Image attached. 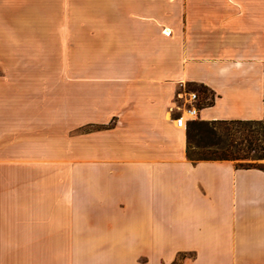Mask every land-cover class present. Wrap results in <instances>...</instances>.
I'll return each instance as SVG.
<instances>
[{
  "label": "crops",
  "instance_id": "0c3cea01",
  "mask_svg": "<svg viewBox=\"0 0 264 264\" xmlns=\"http://www.w3.org/2000/svg\"><path fill=\"white\" fill-rule=\"evenodd\" d=\"M181 85L264 122V0H0V264H264V171L188 158Z\"/></svg>",
  "mask_w": 264,
  "mask_h": 264
},
{
  "label": "trees",
  "instance_id": "16d2710c",
  "mask_svg": "<svg viewBox=\"0 0 264 264\" xmlns=\"http://www.w3.org/2000/svg\"><path fill=\"white\" fill-rule=\"evenodd\" d=\"M199 87L198 90L207 97L208 89ZM187 156L193 161H233L238 168L264 171V163H261L264 161V122H190L187 126Z\"/></svg>",
  "mask_w": 264,
  "mask_h": 264
},
{
  "label": "built area",
  "instance_id": "2783aa9c",
  "mask_svg": "<svg viewBox=\"0 0 264 264\" xmlns=\"http://www.w3.org/2000/svg\"><path fill=\"white\" fill-rule=\"evenodd\" d=\"M214 99L211 94L205 97L199 90L181 85L177 93V105L174 111L177 126L186 129L190 122L201 121L199 115L201 108L212 104Z\"/></svg>",
  "mask_w": 264,
  "mask_h": 264
},
{
  "label": "rangeland",
  "instance_id": "374dc122",
  "mask_svg": "<svg viewBox=\"0 0 264 264\" xmlns=\"http://www.w3.org/2000/svg\"><path fill=\"white\" fill-rule=\"evenodd\" d=\"M192 88L199 89V86H193ZM205 121V120H203ZM264 163V161H261ZM173 247H168L167 245H160L158 251L154 256L153 264H167V260L171 257L173 253ZM135 254V247L132 245L127 246V264H132V257ZM193 253H178L175 259L169 264H184L186 259L193 258Z\"/></svg>",
  "mask_w": 264,
  "mask_h": 264
},
{
  "label": "bare ground",
  "instance_id": "6f19581e",
  "mask_svg": "<svg viewBox=\"0 0 264 264\" xmlns=\"http://www.w3.org/2000/svg\"><path fill=\"white\" fill-rule=\"evenodd\" d=\"M187 117H191V116H187Z\"/></svg>",
  "mask_w": 264,
  "mask_h": 264
}]
</instances>
